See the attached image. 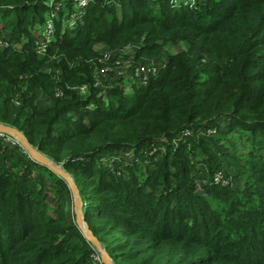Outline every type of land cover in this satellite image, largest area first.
Masks as SVG:
<instances>
[{"label":"trees","instance_id":"16d2710c","mask_svg":"<svg viewBox=\"0 0 264 264\" xmlns=\"http://www.w3.org/2000/svg\"><path fill=\"white\" fill-rule=\"evenodd\" d=\"M48 12L41 0H0V124L74 177L114 263L264 264V0H92L41 59L35 31ZM182 45L147 85L96 86L104 48L134 46L146 65ZM235 140L252 147L244 158ZM156 146L148 166L105 164ZM225 164L243 190L214 181ZM200 165L209 182L198 186ZM73 208L65 180L0 138V264H93Z\"/></svg>","mask_w":264,"mask_h":264},{"label":"rangeland","instance_id":"374dc122","mask_svg":"<svg viewBox=\"0 0 264 264\" xmlns=\"http://www.w3.org/2000/svg\"><path fill=\"white\" fill-rule=\"evenodd\" d=\"M1 22V21H0ZM2 28L1 24H0V29ZM22 47V46H21ZM18 48V47H17ZM97 48V47H96ZM21 49V48H20ZM184 50L186 49V46L185 45H182V46H178L177 48H172V49H169L167 50L166 52H164L163 54L157 56V61H160L161 63H164L167 61L168 57L170 55H174V54H177L178 52H180V50ZM105 51V48L102 49L100 52H99V58H98V63L99 64H105L104 66H102L101 68L97 69L96 72H95V79L97 81L100 82V85L101 86H110L111 88H114L115 85H118L120 86L119 83V80H123L124 81V84H123V88L126 90V91H131L133 90L131 88L133 82L136 80V78L133 77V69H132V66L135 64L136 66L139 65V63L135 62L134 60V54H135V51H133V49L131 50H128V51H125L123 53H119V52H116L112 59L110 61H113L114 63V67H111V66H108L106 65V63H109L110 61H105L103 58H102V53ZM42 59V58H41ZM153 60V59H152ZM156 60L154 58V61H149L147 65H150L152 63H155ZM106 68H111L113 69V73L112 74H106L104 75L102 73V70L103 69H106ZM51 73H55L57 75H60L61 74V71L60 70H55V68H51ZM117 73V75L115 74ZM15 102V101H14ZM50 100L42 93H40L37 98H36V104L38 105V107L40 109H45L48 104H49ZM225 126H229V123L225 124ZM220 128H224V125H221ZM215 131L212 130V131H208V135H211L213 134ZM190 136V135H189ZM183 137V135H180V138ZM1 138V137H0ZM243 138H248V134H244ZM228 146L230 147V151L233 153V154H236L238 156H240V158H244L245 155H243L245 152H241L242 149L246 148L249 149V148H252L250 146V144L247 142V141H233L232 143H229ZM23 149V148H22ZM155 152L158 151V146L154 147L153 149ZM153 154L155 153H151L150 152H146L145 155H144V159L141 160L140 157H137L136 154L135 155H130L129 152H124L123 154L121 155H110V156H107L106 158V162L105 164L108 165L109 163H113V168H115V164L116 163H122V164H125L126 166L130 165L129 161H134L133 165H135L137 162L141 161V163L145 166H148L150 163H151V160H152V156ZM128 156H131L128 160H127V163H125V160ZM134 156V157H133ZM48 158V157H47ZM51 160V159H50ZM55 163V162H54ZM59 166H61L62 168V171L65 170L63 164H57ZM66 171V170H65ZM67 172V171H66ZM205 172H206V169L204 168L203 165H200L199 167V174H198V177L197 179L199 181L198 182V186H200V184L203 182V181H206L207 183L209 182L206 178V175H205ZM225 172V173H224ZM224 172L223 175H224V179H223V186L225 187H230L232 188L233 190H236V191H239V190H243L244 188V182H236L235 181V177L237 175V172L235 169H229L227 168V165L225 164L224 165ZM68 173V172H67ZM66 174V173H65ZM69 174V173H68ZM73 183H74V186L76 188V191H77V195H76V198L78 199L79 201V206H78V210L77 208L75 209V206L73 208V214L72 216L74 217L75 219V222L77 221L78 218H81L85 221V212L87 210V207H88V203L86 201V198L84 195L81 194L80 190L78 189L77 185H76V182L74 180V177L72 175H70ZM201 181V183H199ZM196 182V184H197ZM204 183V182H203ZM241 183V184H240ZM92 246V245H91ZM94 248V247H93ZM103 250L106 249V245H102L101 247ZM95 249V248H94ZM96 250V249H95ZM96 253H98V251L96 250ZM98 255L100 256V259L102 258V255L101 253ZM102 261V259H101ZM93 264H101L99 263L96 259L92 260ZM103 264V263H102Z\"/></svg>","mask_w":264,"mask_h":264},{"label":"built area","instance_id":"2783aa9c","mask_svg":"<svg viewBox=\"0 0 264 264\" xmlns=\"http://www.w3.org/2000/svg\"><path fill=\"white\" fill-rule=\"evenodd\" d=\"M48 8V14L45 17V21L41 26L36 28V35L38 40L36 42V51L39 57L45 58L48 56L50 47L56 42V33L61 29L62 33L66 30H74L79 26L87 15V10L92 0H41ZM148 3H155L158 0H142ZM197 0H171V5L174 9H179L181 7L189 6L191 8L195 7ZM135 51L134 46H128L120 51L123 53L125 51L131 50ZM116 52H111L105 50L102 53V58L105 61H110ZM166 62L152 63L150 65H139L132 66L133 77L140 81L142 84L147 85L152 77H155L159 73L160 67H165ZM114 70L111 68H106L102 70L104 75L111 74ZM117 74V73H115ZM98 87H104L100 85L98 81L96 83ZM190 133H183V137H189ZM0 137L6 142H10L12 146H17L19 143L11 137L4 134H0ZM155 153V151H153ZM224 175L220 171L215 177L214 181L217 184H223ZM223 186V185H222ZM99 263L102 264L100 256H96Z\"/></svg>","mask_w":264,"mask_h":264},{"label":"water","instance_id":"95a60500","mask_svg":"<svg viewBox=\"0 0 264 264\" xmlns=\"http://www.w3.org/2000/svg\"><path fill=\"white\" fill-rule=\"evenodd\" d=\"M0 134L7 135L13 139H17L20 143V146L26 151V153L29 155L32 161L47 167L50 171H52L54 174L58 175L60 178L65 180L72 192L73 195V201L75 209L79 206V201L76 198L77 191L74 186V183L70 177V174H68L65 170L62 171L61 166L54 163L52 160L47 158L45 155L41 154L38 150L34 149L32 145L29 143L26 136L20 132L18 129L13 128L11 126L0 124ZM16 140V141H17ZM66 173V174H65ZM77 226L81 229L84 237L86 240L102 255V262L103 264H115L112 258L110 257L108 251L106 249H102V244L99 242V240L96 238L94 233L89 229L86 222H84L83 219L78 218L76 221Z\"/></svg>","mask_w":264,"mask_h":264},{"label":"clouds","instance_id":"9594fccd","mask_svg":"<svg viewBox=\"0 0 264 264\" xmlns=\"http://www.w3.org/2000/svg\"><path fill=\"white\" fill-rule=\"evenodd\" d=\"M7 136V135H6ZM9 137V136H8ZM15 140V139H14ZM17 146H19V147H21L20 146V144L19 145H17ZM22 148V147H21ZM23 151L26 153V151L23 149ZM99 254H100V252H98ZM103 263V262H102Z\"/></svg>","mask_w":264,"mask_h":264},{"label":"bare ground","instance_id":"6f19581e","mask_svg":"<svg viewBox=\"0 0 264 264\" xmlns=\"http://www.w3.org/2000/svg\"><path fill=\"white\" fill-rule=\"evenodd\" d=\"M17 140V139H16ZM17 142H18V140H17ZM19 143V142H18ZM20 144V143H19ZM27 151V150H26Z\"/></svg>","mask_w":264,"mask_h":264}]
</instances>
